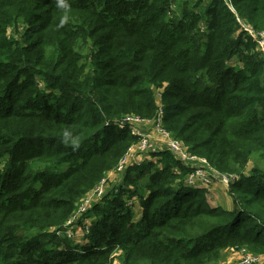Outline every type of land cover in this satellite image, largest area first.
<instances>
[{"label":"trees","instance_id":"trees-1","mask_svg":"<svg viewBox=\"0 0 264 264\" xmlns=\"http://www.w3.org/2000/svg\"><path fill=\"white\" fill-rule=\"evenodd\" d=\"M65 3L0 0V264L264 255V54L239 23L264 31V0ZM157 91L163 128L220 173L239 175L231 210L210 207L162 150L129 165L83 215V244L61 238L77 203L138 142L124 119L157 115Z\"/></svg>","mask_w":264,"mask_h":264},{"label":"built area","instance_id":"built-area-1","mask_svg":"<svg viewBox=\"0 0 264 264\" xmlns=\"http://www.w3.org/2000/svg\"><path fill=\"white\" fill-rule=\"evenodd\" d=\"M242 27L249 33L256 42L257 48L260 52L264 54V31L254 32L250 27L239 22ZM157 99L161 102V92H156ZM159 109L157 115L152 119L141 118L136 115L127 116L123 124L131 126L132 133L139 136L138 142L135 144L136 149L139 153H144L148 151L158 152V148L153 145V140L150 139L146 134H141L140 128L148 127L153 128L158 135L162 138L163 150L169 151L173 157L181 162L187 169L186 176L184 179V184L187 187L196 190H209L213 187L215 182H221L225 186H228L235 183L239 178L234 174L220 173L216 169L210 166L208 161L203 157H198L192 155L184 143L180 140L175 139L169 132H167L162 125V108L158 103ZM133 145L128 149L126 154L118 161L116 166L112 169L113 172L117 174H123L127 167L134 162H130V157L132 155ZM155 147V148H154ZM110 188V185L107 183V178L104 177L101 181L95 186L93 190L87 193L79 203H77L75 210L71 214L70 218L66 221V229L62 232H57L59 236L66 237L67 239L74 240L76 236L77 229H80L83 232V237L85 231L88 227L87 221H83L80 228L78 226L79 220L83 215L93 206L97 204L103 196L106 194L107 190ZM75 228V231H73ZM74 237V238H72ZM261 261V258H258L255 255H245L240 264H257Z\"/></svg>","mask_w":264,"mask_h":264},{"label":"rangeland","instance_id":"rangeland-1","mask_svg":"<svg viewBox=\"0 0 264 264\" xmlns=\"http://www.w3.org/2000/svg\"><path fill=\"white\" fill-rule=\"evenodd\" d=\"M157 101L161 105V102L159 101V99H157ZM155 141L153 142V145L155 147H157V148L163 149L162 147H160L157 144V141L156 142ZM133 146L134 147L132 149V155L130 157L131 159H129L130 162L135 160V157H139V160H142V161H146V160H150L151 159L150 154H151V152H154V151H148V152H144V153H139V151L136 149V145L134 144ZM152 160H155V159H152ZM251 167H252V163L250 162L247 165V167L243 170L244 174H246V175L249 174V171H250ZM231 174L239 176L237 173H231ZM122 175L123 174H117L116 172H114V175L112 176L113 177V181H117L118 180L117 183H119L120 180H121V176ZM105 177L107 178V175H105ZM107 183L110 186L113 185V183L109 182L108 178H107ZM214 185L218 186V191L220 193V197H219V201L217 202V205L220 206V208H226L227 207L226 201H229V200L231 201V205H232V200H231L230 196L228 195V188L229 187L225 186L220 181L219 182H215ZM212 188H214V187H212ZM209 190H211V189H209ZM204 192H205L204 195L206 196V194H207V196L209 197L208 194L210 192H207V190H205ZM141 193L144 195L145 194L144 190H141ZM214 200H215V197H214ZM72 238H74V237H72ZM74 240H75V238H74ZM248 254L254 255V254L248 252L246 248H231V249H228V250H225V251L222 252V256H221L218 264H240V261L242 260V258L245 255H248ZM255 256H257L258 258H261V261L259 263H257V264H263L264 263V255L256 254ZM114 264H118V261L116 259L114 260Z\"/></svg>","mask_w":264,"mask_h":264},{"label":"crops","instance_id":"crops-1","mask_svg":"<svg viewBox=\"0 0 264 264\" xmlns=\"http://www.w3.org/2000/svg\"><path fill=\"white\" fill-rule=\"evenodd\" d=\"M140 132L142 134H146L147 136H149L151 140H153V141L156 140L157 144L163 148V145H162L163 140L153 128L143 127V128H140ZM158 150L162 151L163 149L158 148ZM141 161L142 160H139V157H135V160H133L134 164H137ZM106 175H107V178L109 179V182L113 183V185L117 184L118 180L113 181L112 176L114 175V172L112 170L108 171L106 173ZM216 185H214L213 186L214 188H211V190H207V192H210L208 194L209 197L207 196V194L205 196L209 206L212 208H218V207L220 208V206L217 205V202L219 201L220 193L218 191V186H216ZM146 195H147V193L145 194V196ZM214 197H215V200H214ZM128 203L130 204L131 209L134 213V221L135 222L140 221L141 216H142V210L140 208L139 200L137 199V197H134V198H131V200ZM226 203H227V207L222 208V209L228 210V211L231 210V208H232L231 201L230 200L226 201ZM74 242L79 243V244L84 243L83 232L80 229H77V231H76V237H75Z\"/></svg>","mask_w":264,"mask_h":264},{"label":"clouds","instance_id":"clouds-1","mask_svg":"<svg viewBox=\"0 0 264 264\" xmlns=\"http://www.w3.org/2000/svg\"><path fill=\"white\" fill-rule=\"evenodd\" d=\"M58 6L61 7V8H64V9H67V7H68V5L65 3V0H58ZM66 18H67V17L65 16V19H66ZM69 135H70L69 132H67V131L64 132L65 143L68 142V139H67V138L69 137ZM72 143H73L74 145H77V144H78V142L75 141V140H73Z\"/></svg>","mask_w":264,"mask_h":264}]
</instances>
